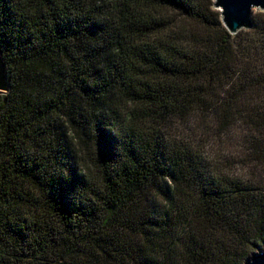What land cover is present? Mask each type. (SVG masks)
<instances>
[{
  "label": "trees",
  "instance_id": "1",
  "mask_svg": "<svg viewBox=\"0 0 264 264\" xmlns=\"http://www.w3.org/2000/svg\"><path fill=\"white\" fill-rule=\"evenodd\" d=\"M0 0V264H245L264 250V11ZM239 131L226 164L174 118Z\"/></svg>",
  "mask_w": 264,
  "mask_h": 264
},
{
  "label": "rangeland",
  "instance_id": "2",
  "mask_svg": "<svg viewBox=\"0 0 264 264\" xmlns=\"http://www.w3.org/2000/svg\"><path fill=\"white\" fill-rule=\"evenodd\" d=\"M260 10L254 9L255 12ZM167 135L173 142L192 149L205 161L226 164V159L235 156L240 149L239 131L217 134L210 117L198 116L195 113L187 118H174Z\"/></svg>",
  "mask_w": 264,
  "mask_h": 264
},
{
  "label": "water",
  "instance_id": "3",
  "mask_svg": "<svg viewBox=\"0 0 264 264\" xmlns=\"http://www.w3.org/2000/svg\"><path fill=\"white\" fill-rule=\"evenodd\" d=\"M214 6L221 12L222 22L233 34L242 29L254 27V9L264 11V0H214ZM8 91L5 62L0 51V92ZM245 264H264V250L253 253Z\"/></svg>",
  "mask_w": 264,
  "mask_h": 264
}]
</instances>
